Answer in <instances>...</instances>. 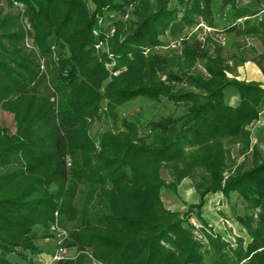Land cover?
Returning <instances> with one entry per match:
<instances>
[{
	"label": "trees",
	"instance_id": "trees-1",
	"mask_svg": "<svg viewBox=\"0 0 264 264\" xmlns=\"http://www.w3.org/2000/svg\"><path fill=\"white\" fill-rule=\"evenodd\" d=\"M253 1L258 11L231 4L234 21L247 19L228 32L258 37L264 45V16L251 20L264 12V0ZM5 2L24 6L43 54L54 39L68 55L59 57L53 70L61 96L55 114L35 59L23 46L20 14L5 12L0 4V107L13 113L16 124L12 135L0 127V264H13L8 259L13 255L34 264L27 256L43 254L35 241L52 239L55 222L67 230L63 247L81 253L56 264H92L85 252L100 264H264V159L250 148L249 131L259 120L264 86L229 78L234 68L228 61L236 55L225 60L224 47L212 39L203 43L196 35L185 36L178 51L142 54L163 47L162 38L175 26L188 29L201 19L213 28L211 0ZM128 9L127 21L105 16L126 15ZM95 30L106 51L95 49ZM250 56L264 74V55L250 50ZM197 65L204 73L195 72ZM228 87L238 95L234 107L224 101ZM136 99L157 105L164 99L185 113L157 120L120 113ZM95 121L105 127L96 140L89 135ZM224 140L239 143L251 159L250 166L241 162L226 178ZM161 169L171 183L161 179ZM186 178L198 202L180 217L163 207L160 193L175 194ZM216 193L241 199L243 215L235 220L248 242L237 237L232 247L203 231L207 244L196 239L190 219L196 215L206 227L202 209Z\"/></svg>",
	"mask_w": 264,
	"mask_h": 264
},
{
	"label": "rangeland",
	"instance_id": "rangeland-1",
	"mask_svg": "<svg viewBox=\"0 0 264 264\" xmlns=\"http://www.w3.org/2000/svg\"><path fill=\"white\" fill-rule=\"evenodd\" d=\"M1 7L4 9L5 12H10L12 14H20L19 20L22 23L23 31L25 33V38H24V47L27 50V52L31 53L35 59V65H36V71L38 72V76L43 79L46 91L48 94V100L49 104L51 105L53 111L55 114L58 113L59 111V104L61 100V96L57 91L55 90L53 86V70L57 67L58 59L63 58V56L68 55L67 50L63 47L59 46L56 42V40H49L51 41L48 42V48L49 52L43 54L41 50L34 44L33 40V31L31 30V27L29 23L27 22V19L24 17V6L19 5V4H13L12 7H8L6 5L5 0H0ZM172 7V3L170 5ZM89 9H93V6L91 3H88ZM131 10L128 9V14H121L119 12H114V13H107L105 16L106 18L108 17L107 15H112L113 18L116 16L118 20L127 21L131 19ZM115 15V16H114ZM110 16V17H112ZM256 20V19H255ZM253 20V21H255ZM206 23L199 19V22L197 25L188 28L187 31L183 35H180L177 39L173 40V34L171 32H168L165 37L162 38L163 42V47H160L156 50H149L146 49V51L143 50L142 54L146 56L147 54L151 52H155L158 54H163L165 52H170V51H178L177 50V43L179 40L183 39L185 36H190V35H196L197 38L205 43L208 39H212L218 43L222 47H224V52H223V58L226 60L231 56L230 53H225V49L227 47L226 45V40L223 35L220 33H214L215 36L213 35V30L205 25ZM251 37V36H250ZM206 52L208 55L212 56L213 53V48L209 46L208 44L206 45ZM60 54V55H59ZM230 67V66H229ZM233 68V67H232ZM200 71L204 73L202 67L200 65H197V68L195 70ZM234 71V70H233ZM230 74H228V77L231 78ZM111 78L108 77V79L105 81V84L110 81ZM229 91L228 93H232L234 90L231 87H228ZM38 92V91H37ZM22 103V102H21ZM23 107V106H22ZM121 114L123 115H131L133 113H142L144 116L145 120L148 119H153L157 120L161 117H167V116H173V117H178L182 114L185 113V110L183 108L176 107L175 105L166 102L164 99H161V102L159 105L151 103L147 100H141V99H136L132 103H128L125 107H123L120 111ZM0 127L4 130L9 135H12L15 133L16 129V124L14 121V115L12 112L8 110H4L3 108L0 107ZM105 131L104 124L99 121H95L91 124L90 130H89V135L92 139H97L98 136ZM261 135V134H260ZM223 146H224V151H225V161H226V169L225 172L223 173V177L226 178L228 174L234 172L236 170V167L241 164V162L246 163V166H250V160L242 155L240 152V144L239 143H234L230 142L228 140L223 141ZM256 147V146H255ZM251 148V147H250ZM257 152L264 157V140L258 142L257 147H256ZM246 159V162L244 161ZM160 177L166 184L171 183L172 179L170 178V175L166 169H161L160 170ZM178 187V186H177ZM160 198L162 205L165 209H167V206L169 205L167 202L170 201V203H173V205H183L181 202L178 194H177V188H176V193H172L171 191H165L164 189L161 190L160 193ZM226 201V202H225ZM83 205V197H79L75 201V207L80 210ZM185 210L184 212H176V211H170L167 209L169 212L173 213H178V215L181 217L183 216L184 213L187 211L188 205H185ZM221 207V208H219ZM243 208L244 204L242 203L241 199L236 196V194H233L229 199H226L223 197L222 202H220L217 205H214L211 211V215H213L219 225L212 224V222L205 221L206 227L201 228V222L197 219L196 215H193L191 217V224L195 225L194 227V234L196 236V239L201 241L204 245L207 244V239L204 233L209 234H218L222 237L224 241H227L232 245V247H235V239L237 237H242L246 242L249 241V238L247 237L245 231L240 227V225L236 222L235 218L237 216H242L243 215ZM56 217V214L54 215ZM58 223L55 222L49 229V232L53 235L54 237L52 239H45V240H39L35 241V245L39 247L40 249L43 250V254L40 255H35V256H27V258L32 261L34 264H40V261L42 259L48 258L56 249V238H57V232L55 231H64L67 233V230H62L59 226H57ZM53 228L55 231H53ZM204 229V230H203ZM203 231V234H202ZM67 259H72V260H77L78 257L81 255V253L77 252L76 248H70L67 250ZM86 255L89 257L91 260L92 264H100L97 260H95L93 257H91L90 252H85ZM9 261L12 262L13 264H27L24 261H21L19 258H17L15 255L9 256L8 257Z\"/></svg>",
	"mask_w": 264,
	"mask_h": 264
},
{
	"label": "crops",
	"instance_id": "crops-1",
	"mask_svg": "<svg viewBox=\"0 0 264 264\" xmlns=\"http://www.w3.org/2000/svg\"><path fill=\"white\" fill-rule=\"evenodd\" d=\"M229 2L230 0H211V12L213 16V28L211 29L213 30L214 36V33H220L225 37L227 45L225 53L236 55V59L228 61V65L234 68V71L230 74L232 76L230 77L238 81L253 82L264 86V74L261 73L259 67H257L256 64L250 61V50L255 51L257 54L264 55V45L261 44L258 37H236L234 33L228 32L232 27L242 26L243 22L247 19L246 17H243L234 21L233 18L235 16L236 10L231 6L232 3L236 9H243L247 11H258L259 6L253 0H232L230 3ZM224 3L227 4L223 9L222 5ZM261 16H264V12H260L255 17L251 18V20H257V18L260 19ZM176 28V26L173 27V29L169 32L175 35L179 33V36L183 35L185 32H188L187 28H181L180 26L179 29L176 30ZM208 45L213 48L211 44ZM241 52L244 53L241 58L242 60L239 62L237 59L238 54ZM228 91L229 89L226 88L223 93L224 101L229 106L234 107L238 104V95L235 90H233L232 93H228ZM249 131L251 134L250 147H257V144L261 141V138L264 140V105H262L259 120L249 127ZM261 158L264 159L262 156ZM248 159L251 160L250 157H248ZM177 194L183 205H173V203L168 201L167 203L169 205L167 206V209L170 211L184 212L183 210H185V205H192L198 202V196L195 193L190 179L186 178L182 180L181 183H179L177 187ZM222 200L223 196L219 193L208 195L205 199V204L202 209V219H204L206 222L210 220L212 224L219 225L217 221L218 217L216 219L213 215H211V211L214 205L219 204L222 202Z\"/></svg>",
	"mask_w": 264,
	"mask_h": 264
},
{
	"label": "built area",
	"instance_id": "built-area-1",
	"mask_svg": "<svg viewBox=\"0 0 264 264\" xmlns=\"http://www.w3.org/2000/svg\"><path fill=\"white\" fill-rule=\"evenodd\" d=\"M99 23H100V21H99ZM112 33H113V30L110 31V34H112ZM93 36L97 40V42L95 44V49L106 51L104 48V42L99 40V31H97V30L93 31ZM113 66H114V63H112L110 65L111 68ZM118 74H119V71L113 72L114 76H117ZM193 226H195V225H193ZM53 231H55L54 228H53ZM55 232H57V238L55 241L56 242V249L48 258L42 259L40 261V264H56L59 261L67 260V257H66V255L68 254L67 249H65L63 247V240L66 239V233L64 231H60V230L55 231Z\"/></svg>",
	"mask_w": 264,
	"mask_h": 264
}]
</instances>
